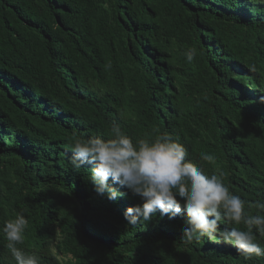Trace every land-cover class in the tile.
I'll list each match as a JSON object with an SVG mask.
<instances>
[{
    "label": "trees",
    "instance_id": "16d2710c",
    "mask_svg": "<svg viewBox=\"0 0 264 264\" xmlns=\"http://www.w3.org/2000/svg\"><path fill=\"white\" fill-rule=\"evenodd\" d=\"M165 2L180 48L196 50L193 62L186 60L202 86L196 96L176 89L178 59L153 40L157 27L145 6L114 0L116 17L133 41L118 51L110 22L95 15L101 12L96 0H0V75L9 82L0 88L12 101L0 99V157H19L20 186L8 195L29 220L21 247L35 251L40 264H62L40 237L54 211L70 216L73 264H182L181 258L192 264H264V258L245 261L232 245L207 237L185 244L180 217L119 229L125 209L140 198L111 178L109 184L125 195L114 202L97 195L88 180L92 165L75 170L69 162L75 138H107L113 123L134 142L159 129L178 136L186 158L205 174L222 171L234 194L264 202V4ZM207 21L231 22L234 33ZM23 100L30 104L12 105ZM201 153L214 155L215 163L201 160ZM49 183L69 190L79 214L71 201L68 213L39 191ZM5 197L0 188V223L13 219ZM89 202L97 212L92 218L86 217ZM6 244L0 235V264H15Z\"/></svg>",
    "mask_w": 264,
    "mask_h": 264
},
{
    "label": "clouds",
    "instance_id": "9594fccd",
    "mask_svg": "<svg viewBox=\"0 0 264 264\" xmlns=\"http://www.w3.org/2000/svg\"><path fill=\"white\" fill-rule=\"evenodd\" d=\"M250 2L264 4V0ZM184 55L191 63L196 50L189 48ZM70 148L73 169L92 165L88 180L97 195L113 202L125 195L109 184L111 178L140 198L141 203L124 211L128 225L180 217L186 225L182 229L185 244L207 237L232 245L245 261L264 258V202H246L234 194L224 183L222 171L205 174L186 158L187 149L178 136L153 129L134 142L113 123L107 138L100 134L77 137ZM200 159L215 163L212 154L201 153ZM28 224L22 213L0 223V235L15 264H40L35 251L21 247Z\"/></svg>",
    "mask_w": 264,
    "mask_h": 264
},
{
    "label": "rangeland",
    "instance_id": "374dc122",
    "mask_svg": "<svg viewBox=\"0 0 264 264\" xmlns=\"http://www.w3.org/2000/svg\"><path fill=\"white\" fill-rule=\"evenodd\" d=\"M125 4L131 5L135 8L145 6L149 9L150 15L149 17L152 18L154 24H156L157 31L156 34L153 36V40H158V42L162 43L169 51H173L178 59L176 63V67L178 70L176 73L175 79V87L176 89L183 93L185 96H196L199 93V90L202 86L195 81V76L191 73V69L186 64V58L184 53L186 50L181 49V44L179 38L172 34L170 30V18L166 17L164 12V8H166V2L168 0H124ZM98 3L101 12H96L95 15L105 17L112 26V42L116 50L122 51V49H130L132 46L133 41L129 40L126 37L124 26L120 20L116 17V10L114 5V0H96ZM222 7V6H221ZM207 24L211 27L217 26L221 30L231 33H234L235 24L226 21H207ZM264 35V34H263ZM249 58V57H248ZM193 62V61H192ZM237 80L240 77L235 76ZM0 82L3 86H6L9 82L5 76L0 75ZM249 88V87H247ZM0 99L6 100L8 103H12V101L3 94L0 88ZM22 103L12 104L15 107L24 106L30 104V101L23 100ZM0 110L4 109L0 105ZM12 137V134H10ZM5 143L2 137L0 136V144ZM20 160L17 155H13L10 159L5 158L3 159L0 157V188L2 192L6 195L4 198L5 201V208L13 219L15 218L17 213H22L24 215V211L20 209L18 202L15 201L12 197L8 194L10 193L11 189L17 186H20L19 174H20ZM55 173H51L49 176H54ZM39 191L46 195L47 198L53 200L60 210L67 211L69 213V205L68 202L73 203L74 210L77 214H79V203L74 200L70 192L64 186L56 185L53 183H49L47 185H43ZM23 194V191H22ZM97 212L93 209L92 204L88 203V209L86 212L87 218H92L95 216ZM51 217L49 218L48 223L45 226V231H43L40 235L42 239H44L53 254L61 261L62 264H73V256L70 252V248L73 246L74 242L73 239L69 237V220L70 216L64 218L60 212H51ZM73 219V218H72ZM74 221L76 222V216L74 217ZM157 224L156 220H154L149 226H155ZM119 229H128L129 225L127 224L126 220H123L119 225ZM144 228V227H143ZM83 229L90 234V239H93L91 228L84 223ZM207 240L213 244H217L218 241L214 239ZM206 243V241H205ZM175 246V245H172ZM167 254L172 255L171 252ZM182 264H192L185 261L181 258Z\"/></svg>",
    "mask_w": 264,
    "mask_h": 264
}]
</instances>
